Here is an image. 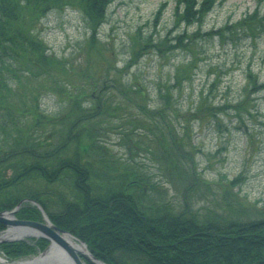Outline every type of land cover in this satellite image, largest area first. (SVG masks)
<instances>
[{
    "label": "trees",
    "instance_id": "obj_1",
    "mask_svg": "<svg viewBox=\"0 0 264 264\" xmlns=\"http://www.w3.org/2000/svg\"><path fill=\"white\" fill-rule=\"evenodd\" d=\"M113 1L0 0V210L12 208L24 198L35 199L53 222L84 240L109 264H264V216L243 221L223 216L200 220L188 208L177 212L166 201H144V175L129 161L120 162L102 144L105 122L119 121L126 141L146 126L142 117L129 113L127 106L116 102L114 92L107 91L117 90L146 120L155 123V118H161L156 126L161 133L158 146L148 143L142 150L165 164L170 176H180L190 184L197 180L192 156V163L187 161L184 167V136L173 125L174 118L169 119L168 112L177 110L172 85L159 87L161 104L151 109L131 97L130 91L143 99L141 89L123 81L122 74L148 43L136 39L140 54L133 50L126 66L104 70L103 64L110 60L109 49L97 50L95 58L87 52L83 66H77L51 52L35 30L49 9L76 5L91 29L88 44L94 46ZM216 2L176 0L174 13L187 25L201 24ZM191 65L192 61L177 71L176 82L182 83L179 73L187 72ZM246 80L244 93L264 89V81L251 69ZM252 86L255 89H250ZM50 92L66 102L60 112L42 107L43 97ZM175 119L189 137L188 125L187 129L181 117ZM169 120L172 124L166 125ZM151 132L158 134L155 129ZM136 144H129L131 153ZM239 180L236 177L230 184L235 186ZM127 187L135 192L128 193ZM17 216L42 219L41 211L31 202L23 203ZM3 228L0 223V230ZM46 245L47 240L39 239L1 243L0 249L15 259Z\"/></svg>",
    "mask_w": 264,
    "mask_h": 264
},
{
    "label": "rangeland",
    "instance_id": "obj_2",
    "mask_svg": "<svg viewBox=\"0 0 264 264\" xmlns=\"http://www.w3.org/2000/svg\"><path fill=\"white\" fill-rule=\"evenodd\" d=\"M175 6L176 0H115L108 8L99 28V42L94 46L88 44L91 29L76 5L49 9L35 30L51 52L77 66H83L87 52L95 58L97 50L109 49L110 60L103 64L104 70L126 66L133 50L140 54L139 45L135 48L136 39L148 43L122 74L123 81L141 89L143 99L131 91L130 95L151 109L161 104L159 87L172 85L177 110L168 112L169 119L174 118L173 125L184 136V167L187 161L192 163V156L197 180L190 184L180 176H170L165 164L155 160L153 153L143 151L148 143L158 146L161 139L157 125L161 118H155V123L147 119V123L139 108L122 100L117 90H107L114 92L116 102L127 106L129 113L146 122V126L129 135L132 140L122 137L117 120L105 122L101 136L102 144L114 157L134 164L144 175V201L157 198L170 203L177 212L188 208L200 220H220L223 216L243 221L262 217L264 89L244 93L243 87L249 69L259 76L260 82L264 81V0H217L201 24L191 25L176 18ZM212 31L222 32L207 35ZM190 61L187 72L179 73L182 83L176 82L177 71ZM89 62L92 65L93 61ZM65 104L53 93L45 94L42 100V107L52 113L60 112ZM179 112L189 115L181 116ZM177 117H181L186 128L188 125L190 138L179 128ZM170 124L171 120L166 122ZM152 129L158 131L156 136ZM132 142L138 145L133 146L131 153L128 147ZM152 150L157 154L156 148ZM100 156L99 153L96 159ZM236 177L240 180L233 186L230 182ZM152 184L159 188L153 190ZM128 188V193L135 192ZM45 248L15 259L33 258ZM0 257L14 260L1 249Z\"/></svg>",
    "mask_w": 264,
    "mask_h": 264
},
{
    "label": "water",
    "instance_id": "obj_3",
    "mask_svg": "<svg viewBox=\"0 0 264 264\" xmlns=\"http://www.w3.org/2000/svg\"><path fill=\"white\" fill-rule=\"evenodd\" d=\"M27 200L29 199L21 200L13 209L0 211V223L6 225V229L0 232V242L17 241L26 237L48 239V247L33 257L30 264H107L95 257L86 243L55 225L38 202L33 201L43 212V221L19 219L16 212ZM79 245L84 246L86 251L80 249Z\"/></svg>",
    "mask_w": 264,
    "mask_h": 264
},
{
    "label": "bare ground",
    "instance_id": "obj_4",
    "mask_svg": "<svg viewBox=\"0 0 264 264\" xmlns=\"http://www.w3.org/2000/svg\"><path fill=\"white\" fill-rule=\"evenodd\" d=\"M79 247H80V249H82V250H84V251H86V249L84 248V246H82V245H79ZM61 252V251H60ZM1 258V262H0V264H30L32 261H31V258L30 259H22V260H19V261H7L6 259H4V258H2V257H0Z\"/></svg>",
    "mask_w": 264,
    "mask_h": 264
}]
</instances>
